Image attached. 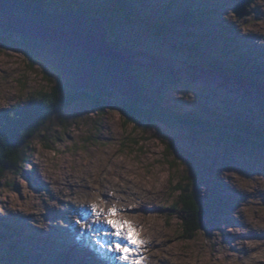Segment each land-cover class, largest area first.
I'll use <instances>...</instances> for the list:
<instances>
[{
    "label": "rangeland",
    "instance_id": "1",
    "mask_svg": "<svg viewBox=\"0 0 264 264\" xmlns=\"http://www.w3.org/2000/svg\"><path fill=\"white\" fill-rule=\"evenodd\" d=\"M71 1L46 0L38 8L58 13ZM115 1L134 20L121 17L107 40L139 55L132 66L137 97L142 90L146 99L191 112L198 122L124 127L123 95L109 89L76 96L35 134L20 172L0 178V264H91L78 246L98 259L117 256L109 245L124 241L98 223L104 216L93 214V203L69 206L88 195L105 214L109 207L118 214L120 205L132 208L122 212L136 217L145 237L141 257L150 263L165 253L170 264H264V36L253 33H264V0H250L242 17L235 14L239 0ZM108 2L76 0L75 6L87 11ZM181 13L182 21H172ZM140 20L164 24L165 31L148 32ZM11 27L0 10V118L49 94L58 79L78 93L56 68L31 58ZM181 184L205 210L191 239L176 214ZM58 198L64 205L56 207Z\"/></svg>",
    "mask_w": 264,
    "mask_h": 264
},
{
    "label": "water",
    "instance_id": "2",
    "mask_svg": "<svg viewBox=\"0 0 264 264\" xmlns=\"http://www.w3.org/2000/svg\"><path fill=\"white\" fill-rule=\"evenodd\" d=\"M249 1L239 0L235 14H249ZM38 6L0 0V10L14 25L10 29L23 37L40 61L59 71L70 92L113 89L129 102L143 105L137 97V78L132 74L134 60L123 50L113 48L98 17L71 11L48 13Z\"/></svg>",
    "mask_w": 264,
    "mask_h": 264
},
{
    "label": "trees",
    "instance_id": "3",
    "mask_svg": "<svg viewBox=\"0 0 264 264\" xmlns=\"http://www.w3.org/2000/svg\"><path fill=\"white\" fill-rule=\"evenodd\" d=\"M18 1L29 4L35 3L40 6L41 4L46 3V0ZM108 1L110 2H108L107 5H100L97 9L88 8V10L85 11V8L83 9L82 7V9H80L78 6H75L76 0H72L70 3H62L64 5L58 13L71 11L96 16L105 24V28L109 33L108 35L113 36L119 20L123 17H127V20H134V18H129L130 13L125 12L124 6L121 2L115 0ZM197 12L201 11L198 10ZM197 12H189L191 14V19H193V17L195 19L198 17V15L195 14ZM121 14H125V16ZM182 18H184L183 13L178 14L177 17H172V21H182ZM139 22L143 23V20H140ZM154 22L151 21L150 25L143 23L148 32L154 33L160 32L161 30L165 31L164 24H155ZM228 30L229 29H227V31ZM24 43H26V41H24ZM110 44L113 48L120 49L117 41H112ZM191 45H194V43ZM121 50L134 60L139 56L137 55V52H131L128 49L122 48ZM27 52L31 58L36 60V62L38 61V58H36L29 49H27ZM254 70V74L261 75L259 69ZM56 72L58 71L56 70ZM135 77L139 78L138 75H135ZM58 81H60V85L54 86L53 89H51L52 91L50 90V92H48L49 94L39 93L38 97L34 96L30 99L29 104L17 109L13 108L4 114L1 112L0 178L3 177L5 171L18 174L24 163L28 161V148L31 145L33 137L41 127L50 120L51 117L66 108L71 102L75 101L74 98L76 96L81 99L83 97L85 98V95L88 94L85 90L70 94L65 90L61 80L58 79L57 82ZM139 100L145 107H141L143 105L130 103L126 100L124 106L119 109L121 118H123L122 120L124 121V127L125 125L132 124L133 128L138 129L142 125L154 126V124L159 121L165 128H174L177 124L198 122L197 116L191 112L175 113L164 108L153 98L146 99L142 90L139 93ZM176 190L180 191L179 200L176 203V207L180 211V214L177 212L176 214L181 222L184 235L191 239L202 227V219L205 210L204 207L201 206L200 201L196 199V194L188 190V186H183L181 184ZM172 208L175 209L174 207Z\"/></svg>",
    "mask_w": 264,
    "mask_h": 264
},
{
    "label": "snow or ice",
    "instance_id": "4",
    "mask_svg": "<svg viewBox=\"0 0 264 264\" xmlns=\"http://www.w3.org/2000/svg\"><path fill=\"white\" fill-rule=\"evenodd\" d=\"M91 210L98 218L103 215L102 222L114 230L111 235L124 241V243H112L109 245V250L118 253L116 259L125 262V264H141L143 257L136 254L144 241L139 238V233L132 225L128 221L115 218L117 216L115 207H109L105 214V210L94 203L91 205Z\"/></svg>",
    "mask_w": 264,
    "mask_h": 264
},
{
    "label": "bare ground",
    "instance_id": "5",
    "mask_svg": "<svg viewBox=\"0 0 264 264\" xmlns=\"http://www.w3.org/2000/svg\"><path fill=\"white\" fill-rule=\"evenodd\" d=\"M70 12V11H69ZM65 13V12H64ZM78 13V12H77ZM55 14H62V13H55ZM80 14V13H79ZM96 17V16H95ZM100 19V18H99ZM256 29H253V33H255V34H258V35H261V36H264V33H260L259 32V30H256ZM259 55L261 56V53H259ZM245 59V58H244ZM86 91V90H85ZM87 92V91H86ZM234 179V178H233ZM119 182V181H118ZM124 181H122V183H123ZM81 186V185H80ZM67 192V191H66ZM64 194V196H69L70 195V197H73V199L75 198V197H77L78 196V194L76 193V194H73L72 192H67V193H65V192H63ZM73 194V195H72ZM83 196V195H82ZM114 196V195H113ZM98 198L99 199H101V198H103L104 200H106L107 199V195L106 194H99V196H98ZM91 199V200H90ZM78 200V202H74L73 204H72V202H68L67 200V202L69 203V206L70 207H74V209H77L78 210V208H84V207H88L89 206V204H91V203H95V200H93L92 199V197H90L89 195H88V197L85 199V201H82L80 198L79 199H77ZM58 204H56L55 203V205H56V207L57 206H59V204H63V202L60 200V198H58ZM75 203H77L76 205H75ZM99 203V202H98ZM54 205V206H55ZM64 205V204H63ZM121 206V208H120V210H119V214L117 213V219H119V220H124V221H128L131 225H132V227L136 230V224L134 223V221L136 222L137 221V219H136V217H134L133 216V214L132 213H128L127 214V212H126V214L125 213H123L122 211H130V210H128V209H132V208H127L128 206L127 205H120ZM68 209V208H67ZM67 209H65V210H62V209H60V210H58L57 212H58V214H60V215H63L64 217H67L68 215H69V210H67ZM72 210V209H71ZM99 224L101 223L102 225H105V226H107V224L106 223H103L102 222V220L100 221L99 220V222H98ZM248 227V226H247ZM33 229V228H32ZM114 230H112L111 232H110V236L111 237H113V238H117V237H115V236H113V235H111V233L113 232ZM137 231V230H136ZM20 233V232H19ZM147 232H145V234H146ZM149 236H151L150 234H148ZM139 238L140 239H144L145 237L144 236H141L140 234H139ZM151 242H153V240L151 241ZM151 242L147 245V246H149L148 247V250H150V245H151ZM145 243V242H144ZM92 244V243H91ZM154 244V243H153ZM152 244V245H153ZM161 244V243H160ZM26 245V244H25ZM93 245V247H94V249H96V251H97V244L96 243H93L92 244ZM159 245V244H158ZM164 245H166V244H164ZM163 245V246H164ZM73 245H71L70 243H67V247L69 248V247H72ZM77 247V246H76ZM82 251H83V253H80V255H82V256H84V257H87L88 259H89V262L91 263V264H125V262H123V261H119V260H117L116 259V256H108V258L107 259H101V261H100V259H98L97 257H96V255H94L92 252H88L87 250H86V248H84V247H81V246H78ZM159 247H161V246H159ZM73 248V247H72ZM90 249V248H89ZM80 251V250H79ZM143 252L144 251H142V248L140 247V249H139V251H138V253L136 254V255H138V256H141L142 254H143ZM77 254V253H76ZM103 255V254H102ZM152 255V254H151ZM64 256V255H63ZM162 256H163V258H161L160 257V255L159 254H157L154 258H156L157 260H153V263H150V262H148V257H147V259H143L142 260V263L141 264H170V262H168L167 260H166V258L167 259H171V258H169V256L167 255V254H165V253H163L162 254ZM102 257H104V256H102ZM153 258V259H154ZM111 259H114V260H116V262H113V263H110V261H111ZM172 260V259H171ZM173 264H175V263H173Z\"/></svg>",
    "mask_w": 264,
    "mask_h": 264
}]
</instances>
